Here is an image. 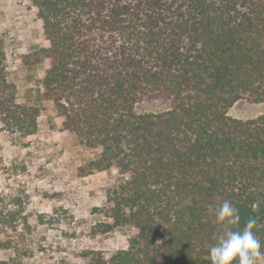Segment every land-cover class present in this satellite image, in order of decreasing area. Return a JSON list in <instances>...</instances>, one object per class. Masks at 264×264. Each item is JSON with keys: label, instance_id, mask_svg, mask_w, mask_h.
<instances>
[{"label": "trees", "instance_id": "obj_1", "mask_svg": "<svg viewBox=\"0 0 264 264\" xmlns=\"http://www.w3.org/2000/svg\"><path fill=\"white\" fill-rule=\"evenodd\" d=\"M24 1L45 44L16 60L48 64L41 95L65 130L100 150L84 172L121 175L93 208L99 219L90 234H133L127 248L86 252L91 263L211 264L222 231L215 210L225 200L241 218L231 227L257 218L253 231L264 245V114L228 113L240 100L264 102V0ZM152 92L172 98V107L139 113ZM40 117L39 106L18 101L0 33V129L32 136ZM28 207L23 196L0 192V247L14 251L0 264H23L26 243L18 239L34 220L64 221L34 217Z\"/></svg>", "mask_w": 264, "mask_h": 264}, {"label": "rangeland", "instance_id": "obj_2", "mask_svg": "<svg viewBox=\"0 0 264 264\" xmlns=\"http://www.w3.org/2000/svg\"><path fill=\"white\" fill-rule=\"evenodd\" d=\"M0 33L6 39L9 79L16 83L18 101L41 109L35 135L22 137L0 129V192L23 196L34 217L37 212L55 213L64 220L57 227L33 221L32 232L18 239L26 243L23 264H92L88 251L127 248L131 227L106 236L90 234L91 225L99 219L93 208L105 204L107 189L121 175L112 170L84 172L100 150L87 147L76 133L65 130L52 102L41 95L37 84L48 64L26 66L16 60L17 54L45 44L32 5L24 0H0ZM172 105L166 94L152 92L138 102L136 110L160 112ZM228 113L243 120L255 118L264 114V102L240 100ZM63 215L68 216L66 220ZM13 254L0 247L1 258Z\"/></svg>", "mask_w": 264, "mask_h": 264}, {"label": "clouds", "instance_id": "obj_3", "mask_svg": "<svg viewBox=\"0 0 264 264\" xmlns=\"http://www.w3.org/2000/svg\"><path fill=\"white\" fill-rule=\"evenodd\" d=\"M240 219L238 208L229 200L215 210V222L222 231L206 257L211 264H261L264 260V245L253 231L258 226L257 218L249 217L242 229L231 227L238 225Z\"/></svg>", "mask_w": 264, "mask_h": 264}]
</instances>
